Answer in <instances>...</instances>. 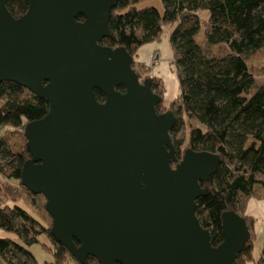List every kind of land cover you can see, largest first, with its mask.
<instances>
[{
    "label": "water",
    "instance_id": "water-1",
    "mask_svg": "<svg viewBox=\"0 0 264 264\" xmlns=\"http://www.w3.org/2000/svg\"><path fill=\"white\" fill-rule=\"evenodd\" d=\"M27 1L14 19L0 0V85L49 105L25 125L20 184L44 198L52 238L78 264H234L250 240L245 219L224 212L212 247L196 216L220 158L188 150L178 162L175 116L158 113L152 79L125 49L100 44L120 0Z\"/></svg>",
    "mask_w": 264,
    "mask_h": 264
},
{
    "label": "trees",
    "instance_id": "trees-1",
    "mask_svg": "<svg viewBox=\"0 0 264 264\" xmlns=\"http://www.w3.org/2000/svg\"><path fill=\"white\" fill-rule=\"evenodd\" d=\"M143 1L118 2L109 20L110 35L101 45L123 48L134 60L141 47L160 41L164 29L173 26L169 43L180 88L178 102L169 110L175 116L170 133L175 155L178 162L188 150L220 158L215 174L201 184L208 195L197 200L196 216L210 232L212 247L223 241L224 212L232 211L244 218L250 240L234 264L252 263L255 220L246 216L245 210L249 200L261 197L264 191V84L256 86L247 56L264 48V0H160L162 13L153 7L138 9L137 5ZM6 8L18 19L26 14L28 1L6 0ZM205 12L206 18L201 15ZM77 20L82 21V17ZM200 32L202 37L198 41ZM216 46L226 47V54L208 53L207 47ZM139 68L133 61L138 75ZM148 78L152 79V91L162 98V92L158 91L161 83ZM117 90L125 91L123 87ZM95 97L98 102H104L103 94L97 90ZM0 102V129L6 128L8 133L0 138V176L21 186L22 167L30 158L26 151L25 125L42 119L49 105L45 99L12 83L0 85ZM156 109L163 113L159 105ZM15 133L21 134V145L12 143ZM257 187L260 192H256ZM0 230L14 234L21 241L20 244L0 238L2 263L38 264L27 248L38 244V237L44 234L54 246L51 264H65L72 258L52 238L50 229L18 206L0 205ZM88 261L98 264L93 258ZM255 264H264V248Z\"/></svg>",
    "mask_w": 264,
    "mask_h": 264
},
{
    "label": "rangeland",
    "instance_id": "rangeland-1",
    "mask_svg": "<svg viewBox=\"0 0 264 264\" xmlns=\"http://www.w3.org/2000/svg\"><path fill=\"white\" fill-rule=\"evenodd\" d=\"M153 7L159 11V13L163 12V7L160 0H145L142 3L137 5L138 9ZM204 18L207 17L208 13L201 14ZM173 30L172 25H168L164 29L163 37L161 38V41H159L157 44H160V56L159 61L158 57L156 60V63L158 62V67H156L154 70L160 74L161 78L163 79L164 84L158 80V83L160 84L159 90L162 92V103L159 104V110L160 112H167L171 108V106H175V104L178 102V86L176 77L174 75L175 67L173 66L172 62L170 64V58L173 54L171 45L169 43V38H166V33ZM169 33V34H170ZM202 37V33L197 37V40L200 41ZM146 47V46H145ZM144 47V49H146ZM208 53L216 56H222L226 54L227 48L224 46H216V47H207L206 48ZM143 50V49H142ZM139 50L138 54L141 55V51ZM156 55V54H155ZM145 61V58L142 60ZM173 61V60H172ZM247 62L250 68V71L253 73L256 81V86H260L264 84V48L256 51L254 54L247 56ZM146 63V62H144ZM173 66V68L170 67ZM152 67L155 66V64L151 65ZM139 76L141 79H147L149 76V69L146 68H139ZM174 69V72L172 71ZM165 85V86H164ZM166 87V89H165ZM194 88L197 89L196 86ZM1 104V102H0ZM7 129H0V138L7 137ZM12 137V135H11ZM23 140L21 139V134L15 133L12 137V143L21 145ZM261 189L258 187L256 188V192H260ZM260 196L255 197L251 200L250 207L252 216L255 219V230L257 234V238L255 239V247L253 249V255L254 259L256 258L259 260L261 258V253L264 248V191L260 194ZM45 204L44 198L42 199L40 196L32 197L31 194L27 193V191L22 188L21 186H18V184L13 180H5L0 176V205L1 206H18L25 210L30 216H32L37 221H41L43 225L47 228H51V218L47 214L46 211L43 210V206ZM0 238H8L12 239L18 243L21 244V241L14 235L7 232H4L0 230ZM38 244H35L31 247H28L27 250L33 255L36 262L38 264H51L54 262L53 254L51 253L54 250V246L51 243L49 237H47L46 234L41 235L38 237ZM257 262V261H255ZM0 264H5L0 262ZM65 264H78L73 258H68Z\"/></svg>",
    "mask_w": 264,
    "mask_h": 264
},
{
    "label": "crops",
    "instance_id": "crops-1",
    "mask_svg": "<svg viewBox=\"0 0 264 264\" xmlns=\"http://www.w3.org/2000/svg\"><path fill=\"white\" fill-rule=\"evenodd\" d=\"M169 33L170 32H168V33H166V38L168 39L169 38ZM163 37V36H162ZM160 41H161V39H160ZM159 42V41H158ZM158 42H154V43H151V44H148V45H145V46H143V47H141L139 50H142L141 51V55H143V56H140L139 54H138V52H139V50L137 51V53H136V55L134 56V61H135V63L137 64V65H139L140 67H142V68H146L147 70L149 69V67H150V69H149V76L150 77H153V78H158L159 80H161V82L164 84V82H163V79L161 78V76H160V74H158L154 69L156 68V67H158V62L155 64V66H151V64H150V57L154 54H156L157 55V57H158V61H159V56H160V49L158 48V47H160V44H157ZM144 47L146 48V49H144ZM145 58V61L144 62H146V63H144L142 60ZM172 60H173V54H172V56H171V58H170V64H171V62H172ZM170 67L171 68H173V66H171L170 65ZM172 71L174 72V69H172ZM174 75H175V77H176V81H177V86H178V95L180 94V88H179V82H178V79H177V76H176V73L174 72ZM165 86V85H164ZM165 89H166V87H165ZM253 198H255V197H252L250 200H249V202H248V204H247V207H246V210H245V215L246 216H248V217H251V218H253L254 219V217L252 216V213H251V210H250V207L252 206V208H253V205H251V200L253 199ZM255 220V219H254ZM255 226H257V225H254V231H255V234H256V231L257 230H255ZM256 238H257V234H256ZM254 244H255V242H254ZM254 247H255V245H254ZM253 257H254V255H253ZM255 261H258L256 258L254 259V262H252V263H248V264H255Z\"/></svg>",
    "mask_w": 264,
    "mask_h": 264
},
{
    "label": "built area",
    "instance_id": "built-area-1",
    "mask_svg": "<svg viewBox=\"0 0 264 264\" xmlns=\"http://www.w3.org/2000/svg\"><path fill=\"white\" fill-rule=\"evenodd\" d=\"M156 60H157V55H152L151 57H150V64L152 65V64H156Z\"/></svg>",
    "mask_w": 264,
    "mask_h": 264
},
{
    "label": "flooded vegetation",
    "instance_id": "flooded-vegetation-1",
    "mask_svg": "<svg viewBox=\"0 0 264 264\" xmlns=\"http://www.w3.org/2000/svg\"><path fill=\"white\" fill-rule=\"evenodd\" d=\"M79 17H81V16H79ZM77 19H78V18H77ZM77 21H78V20H77ZM82 21H83V18H82ZM102 41H103V40H102ZM102 41H101V42H102ZM100 44H101V43H100Z\"/></svg>",
    "mask_w": 264,
    "mask_h": 264
}]
</instances>
